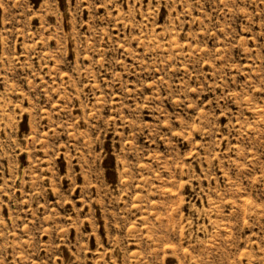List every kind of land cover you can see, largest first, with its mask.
<instances>
[{
	"label": "rangeland",
	"instance_id": "obj_1",
	"mask_svg": "<svg viewBox=\"0 0 264 264\" xmlns=\"http://www.w3.org/2000/svg\"><path fill=\"white\" fill-rule=\"evenodd\" d=\"M0 264H264V0H0Z\"/></svg>",
	"mask_w": 264,
	"mask_h": 264
}]
</instances>
